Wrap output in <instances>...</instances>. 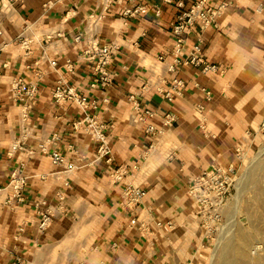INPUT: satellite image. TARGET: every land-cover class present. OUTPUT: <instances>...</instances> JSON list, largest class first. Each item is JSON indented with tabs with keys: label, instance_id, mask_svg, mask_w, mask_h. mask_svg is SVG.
<instances>
[{
	"label": "crops",
	"instance_id": "0c3cea01",
	"mask_svg": "<svg viewBox=\"0 0 264 264\" xmlns=\"http://www.w3.org/2000/svg\"><path fill=\"white\" fill-rule=\"evenodd\" d=\"M222 2L228 5L219 25H194L185 35L182 52L188 55L201 38L203 57L216 68L180 66L185 88L167 98L156 91L141 92V87L153 64L165 67L172 61V24L179 11L175 4L0 0V41L6 42L0 51V264H10L16 257L24 264L205 262L212 242L188 194L190 179L213 163L233 164L239 170L242 159L236 146L250 149L260 138L257 129L264 121V0H207L210 5ZM132 3L145 4L146 11L126 18L123 10ZM22 38L30 40L29 48L22 46ZM93 40L119 45L110 66L114 82L105 93L91 86L94 62L82 57ZM159 55H164L163 62H158ZM67 60L72 61V70ZM174 75L166 73L168 79ZM16 78L23 79V88L31 81L38 84L24 121L22 106L12 96ZM60 78L91 99L109 98L106 105L89 112L109 124L114 163L129 168L124 181L146 189L140 211L121 205L125 183L112 182L104 159L94 161L96 142L83 125H74L84 116L80 106L55 101L53 90ZM167 114L175 116L170 124H165ZM149 125L163 134L148 131ZM17 139L25 150L36 148V154L10 153ZM40 145L58 149L79 167L64 176L63 167L54 164ZM22 161L28 176L25 198L9 205L7 184ZM40 200L54 208L53 221L45 230L38 226Z\"/></svg>",
	"mask_w": 264,
	"mask_h": 264
},
{
	"label": "built area",
	"instance_id": "2783aa9c",
	"mask_svg": "<svg viewBox=\"0 0 264 264\" xmlns=\"http://www.w3.org/2000/svg\"><path fill=\"white\" fill-rule=\"evenodd\" d=\"M19 0H8L9 3ZM168 3H173L179 9L175 21L172 24V34L174 36V48L172 50V61L165 67H159L155 63L151 67V76L147 82L141 87V92L156 91L161 93L167 98H172L176 94H181L185 88V81L178 75L179 67L184 64H195L202 66L205 70H214L215 64L206 62L203 57L202 39L193 44L191 51L188 55H183V47L185 44V35L196 24L202 26H218L219 18L224 13L227 7V2H222L218 5H210L207 0H193L190 4H186L184 0H163ZM261 10V8H259ZM146 11L145 4L132 3L127 5L123 14L126 18L136 17ZM157 14L160 10L157 9ZM0 29V35L2 34ZM79 38V37H78ZM29 39L22 38L21 44L25 48H29ZM6 45V42L0 41V51ZM119 49L117 42L112 41L100 45L96 40H93L91 45L83 50L82 57L94 62L93 73L94 78L91 82L93 88H99L104 93L107 88L114 82L115 72L111 69L113 56ZM158 62L164 61V55L157 57ZM52 65H57L56 60L51 61ZM68 69H73L71 60L66 61ZM167 72H173L175 75L168 79ZM24 81L22 78H16L12 81V96L22 106V120H27L29 116V104L37 95L38 84L31 81L26 88H23ZM53 96L58 104H63L68 101L76 102L84 112V116L74 122L75 126L83 125L85 129L92 135L93 140L97 144V154L94 161L104 159L109 167V175L112 182H124L125 187L122 194L121 205L129 208L131 211H140L143 198L147 191L141 186L126 183L124 180L128 176L129 168L125 165H117L114 163L112 155V146L106 132L109 124L102 121L95 113H90L89 109H98L102 105L109 102L108 97H104L101 102L98 99H91L87 95H83L77 87L67 82L65 79L60 78L57 80L53 90ZM135 98V94L131 96ZM139 109V107H138ZM147 115H153L150 109H145ZM175 119L173 114H167L165 124H170ZM157 136L163 134V130H157L154 125H149L147 128ZM257 132H264V121L258 127ZM59 137H53L54 143L58 141ZM154 143L150 144L153 147ZM41 150L47 151L52 162L56 165L62 166V174L69 176L76 168L79 167L75 162L68 160L58 149L47 150L44 145H40ZM17 150H25L21 139L15 140L10 149V153ZM247 148L243 144L236 146V155L238 158L243 159L247 153ZM29 157L36 154L37 150L30 147L25 150ZM25 162L22 161L20 166L14 169L11 173L10 180L7 187H10L11 194L5 201L6 204L13 205L24 200V190L28 183V176L24 173ZM238 169L230 164L229 166H222L217 163L211 164L204 169L201 173L193 176L188 185V194L191 197L197 214L201 217V223L204 228L207 238L210 240L222 226V219L224 209L228 203L232 189L235 186ZM66 178V177H65ZM64 178V179H65ZM66 185H69L68 179L64 180ZM62 196H60V202ZM38 226L40 230L47 229L54 218V208L47 203L46 200H40L36 203ZM157 224L168 227L170 222L163 224L158 221ZM10 264H24L21 257H16Z\"/></svg>",
	"mask_w": 264,
	"mask_h": 264
},
{
	"label": "rangeland",
	"instance_id": "374dc122",
	"mask_svg": "<svg viewBox=\"0 0 264 264\" xmlns=\"http://www.w3.org/2000/svg\"><path fill=\"white\" fill-rule=\"evenodd\" d=\"M259 137L242 159L203 264H264V132Z\"/></svg>",
	"mask_w": 264,
	"mask_h": 264
},
{
	"label": "bare ground",
	"instance_id": "6f19581e",
	"mask_svg": "<svg viewBox=\"0 0 264 264\" xmlns=\"http://www.w3.org/2000/svg\"><path fill=\"white\" fill-rule=\"evenodd\" d=\"M239 252H240V250H239Z\"/></svg>",
	"mask_w": 264,
	"mask_h": 264
}]
</instances>
